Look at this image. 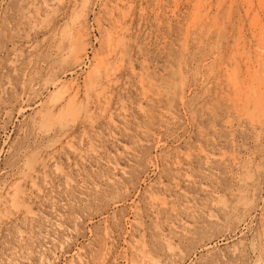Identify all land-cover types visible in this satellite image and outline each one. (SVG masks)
<instances>
[{"label": "rangeland", "instance_id": "374dc122", "mask_svg": "<svg viewBox=\"0 0 264 264\" xmlns=\"http://www.w3.org/2000/svg\"><path fill=\"white\" fill-rule=\"evenodd\" d=\"M0 264H264V0H0Z\"/></svg>", "mask_w": 264, "mask_h": 264}, {"label": "bare ground", "instance_id": "6f19581e", "mask_svg": "<svg viewBox=\"0 0 264 264\" xmlns=\"http://www.w3.org/2000/svg\"><path fill=\"white\" fill-rule=\"evenodd\" d=\"M150 258V257H149ZM152 258V257H151ZM153 259V258H152ZM153 261H155L154 259H153ZM154 263H156V262H154Z\"/></svg>", "mask_w": 264, "mask_h": 264}]
</instances>
